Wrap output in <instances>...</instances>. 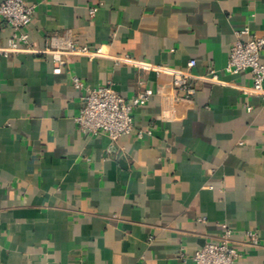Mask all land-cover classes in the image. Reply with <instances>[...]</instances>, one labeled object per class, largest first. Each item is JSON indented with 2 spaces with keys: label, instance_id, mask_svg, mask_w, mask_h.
I'll use <instances>...</instances> for the list:
<instances>
[{
  "label": "crops",
  "instance_id": "obj_1",
  "mask_svg": "<svg viewBox=\"0 0 264 264\" xmlns=\"http://www.w3.org/2000/svg\"><path fill=\"white\" fill-rule=\"evenodd\" d=\"M27 1L34 51L0 54V264H193L225 223L236 264H264V101L250 72L225 70L235 30L264 34V0ZM12 32L0 19V46ZM61 35L105 53L67 55L56 73L53 54L35 51ZM192 58L223 83L198 81L184 98L159 67ZM74 76L128 100L154 95L116 144L78 129Z\"/></svg>",
  "mask_w": 264,
  "mask_h": 264
},
{
  "label": "built area",
  "instance_id": "obj_2",
  "mask_svg": "<svg viewBox=\"0 0 264 264\" xmlns=\"http://www.w3.org/2000/svg\"><path fill=\"white\" fill-rule=\"evenodd\" d=\"M36 10V5L27 0H6L0 4V19L6 21L13 32L8 44L0 46V54L9 56L22 49L32 50L30 36L27 31ZM97 6L90 8V15L94 16ZM235 42L231 48L225 70L231 74L243 71L250 72L253 80L249 90L260 96L264 101V34L255 33L250 26L235 30ZM38 53H51L58 65L54 69L61 73L63 65L67 62V55H86L89 57L104 55L102 45L91 47L79 43L69 35L56 36L51 45L35 51ZM117 63H126L133 66L144 64L134 60L129 55L113 56ZM197 60H189L186 69L160 66L159 69L173 75L174 88L184 98H192L197 93L196 83L204 81L210 84L223 83L220 72L214 67H209L204 74H197L194 68ZM73 85L79 92L82 106L75 121L78 129L83 133L92 135L106 134L113 143H118L120 138L134 131L135 114L139 107L148 103L154 95L151 88L144 89L131 100L120 95L112 84L100 87H86L83 80L73 77ZM140 131L139 135L142 136ZM224 230L217 241L206 242L196 250L192 260L193 264H236L241 256L240 251L232 243V230L227 223L223 224ZM245 245L258 247L259 235L255 230H247L244 239ZM185 257V254H182Z\"/></svg>",
  "mask_w": 264,
  "mask_h": 264
},
{
  "label": "water",
  "instance_id": "obj_3",
  "mask_svg": "<svg viewBox=\"0 0 264 264\" xmlns=\"http://www.w3.org/2000/svg\"><path fill=\"white\" fill-rule=\"evenodd\" d=\"M4 1H6V0H0V4H1L2 2H4Z\"/></svg>",
  "mask_w": 264,
  "mask_h": 264
}]
</instances>
